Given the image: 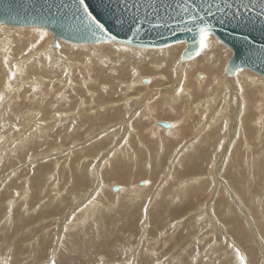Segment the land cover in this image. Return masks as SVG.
<instances>
[{
	"label": "rangeland",
	"instance_id": "rangeland-1",
	"mask_svg": "<svg viewBox=\"0 0 264 264\" xmlns=\"http://www.w3.org/2000/svg\"><path fill=\"white\" fill-rule=\"evenodd\" d=\"M53 39L0 24V264H264V77L237 71L247 118L220 87L233 52L212 33L190 59L198 89L206 65L222 70L206 95L188 94L181 63L127 91L184 42L126 60L125 44Z\"/></svg>",
	"mask_w": 264,
	"mask_h": 264
},
{
	"label": "water",
	"instance_id": "water-1",
	"mask_svg": "<svg viewBox=\"0 0 264 264\" xmlns=\"http://www.w3.org/2000/svg\"><path fill=\"white\" fill-rule=\"evenodd\" d=\"M85 2L104 30L88 18L79 0H0V24L42 27L53 33L54 45L63 39L74 44L111 41L153 49L184 41L183 55L192 57L199 50L190 22L196 15V24L207 23L210 33L232 50L229 73L247 69L264 77V0ZM189 27L193 32L187 31ZM158 124L166 129L171 126L169 122Z\"/></svg>",
	"mask_w": 264,
	"mask_h": 264
},
{
	"label": "bare ground",
	"instance_id": "bare-ground-1",
	"mask_svg": "<svg viewBox=\"0 0 264 264\" xmlns=\"http://www.w3.org/2000/svg\"><path fill=\"white\" fill-rule=\"evenodd\" d=\"M23 30H25V29H20V31H23ZM36 32L37 33H41V35L43 36L44 35V31H43V29H41V28H38L37 30H36ZM57 42H58V39H57ZM181 42H184V41H181ZM185 43V42H184ZM177 44H179V43H176V44H171L170 46H163V47H161L162 49H165L166 47H170V48H172V49H174L175 47H177L178 45ZM186 44V43H185ZM54 44H53V40H52V42H51V44H50V47L51 48H53V50H58L61 46H59L60 44H59V42H58V46H53ZM101 45V44H100ZM181 45V48H182V44H180ZM103 47V49L106 47L105 45H102ZM161 48H159V49H161ZM108 49V48H107ZM121 54L126 58V60H128L127 58L129 57L128 56V52H133L134 51V53L136 54V55H139V56H142V55H144V54H146V53H148L147 55H144V56H150V52H148L147 50H145V49H142V50H134L133 48H131V47H129V46H121ZM168 49V48H167ZM52 50V49H51ZM124 50H125V52H124ZM129 50H132V51H129ZM185 49H183L181 52H176L175 54L174 53H172V52H170L171 50H164V52H162V53H165V52H167V55H165L164 56V58H166L165 59V61H167L166 63H163V65H166L165 66V68L163 69V73H160L159 74V76H158V81H156V82H153L152 81V78L153 79H155L154 77H148V76H143V75H141V76H139L138 77V79H137V82H133V83H127V91H130V90H132V88L134 87V85L137 83H140V85H142L143 87H147V89H150V88H148V87H150L151 86V88H152V85H154V86H158V85H163V82H165V81H163L164 79H165V76H169V75H173V73H171V74H166L167 72H165L166 71V69H171V68H174V66H176V65H179L180 63V65H179V67H181V75H182V77H183V82H184V85L186 86V87H190V89H191V92H189L188 94H190V95H192L191 93H193V94H195V95H197V94H199L200 93V95H206L207 93H209L210 92V90H211V88L212 87H214V85L216 84V82H218V81H220L219 79H221V74H222V70L220 71V67H218V66H215V67H211V66H208V65H206V69H205V71H206V75L204 74V73H200V74H198V75H200V77H202V79H201V81L203 82V88L202 89H198V88H196V86H195V83H194V81H193V72H194V70H195V68H199V67H201L202 66V63H199V64H195V63H198V62H200V61H204L205 59H206V52L205 51H202V52H200V50H198V52H199V55H198V60L197 61H192V60H190L192 57H185L184 55H183V51H184ZM62 51V50H61ZM108 51V50H107ZM109 51H110V49H109ZM64 52V51H63ZM105 52V51H104ZM110 52H112V50L110 51ZM110 52H109V54H110ZM55 53V52H54ZM61 53V52H60ZM141 53H143V54H141ZM161 53V54H162ZM169 53H172V54H170L169 55ZM56 54V53H55ZM104 54V53H103ZM113 54V53H112ZM106 55V54H105ZM56 57V56H55ZM58 57V56H57ZM156 57H158V58H161V55H159L158 53H157V55H156ZM174 57V58H173ZM179 58V59H178ZM213 59H214V57H213ZM62 60V59H61ZM74 63V62H73ZM75 64V63H74ZM190 65H192L193 67H195L194 69L192 68H190L191 66ZM143 67H145L146 68V70H147V72H152L151 71V69L148 67V66H143ZM153 67L154 68H156V69H160L161 67H163L161 64H159V65H153ZM178 67V66H177ZM176 68V67H175ZM174 68V69H175ZM220 68V69H219ZM177 69H179V68H177ZM168 71V70H167ZM171 71H174V70H171ZM170 71V72H171ZM238 71V70H237ZM235 72V74L234 73H231V74H229V72L227 71L223 76L226 78V81H222V83H221V85H220V87H229L232 91H233V95H235V97H237L236 98V104H235V107H234V111L236 112V111H238L243 105H245L246 107H245V111H246V117L248 118V113H247V110H249V107H250V103H251V100H252V93H251V91H250V89H248L246 86H245V84H244V82L242 81V80H240L239 78H243L244 79V77H242V75L241 74H239L238 72ZM164 73H165V75H164ZM175 73V72H174ZM210 73V74H209ZM221 73V74H220ZM178 74H179V72H178ZM124 75V77L126 76V70H122L121 72H120V76H123ZM171 75V76H172ZM175 76V75H174ZM169 78H172V77H169ZM168 78V79H169ZM175 78V77H174ZM223 78V77H222ZM246 78H247V76H246ZM157 79V78H156ZM110 80V82L111 83H114L115 81V78L113 77V78H111V79H109ZM170 80V79H169ZM222 80V79H221ZM145 81V82H148V84L146 85V84H142L143 82ZM180 81V80H179ZM169 82V81H168ZM175 82V81H174ZM172 83H173V81H172ZM219 83V82H218ZM177 84H179V83H177ZM219 85V84H218ZM171 86V85H170ZM181 86V85H180ZM139 87V86H138ZM137 87V88H138ZM179 87V86H178ZM194 87H195V89H194ZM220 87H218V88H220ZM141 88V87H140ZM156 91L157 90H159V91H157L156 93H159V92H161V88H155V87H153ZM181 88V87H180ZM197 89V90H196ZM170 90H172V92H174V90L173 89H170ZM222 91H224V88H222L220 91H218V95H220L221 93H222ZM143 92H145V91H143ZM186 92V91H185ZM226 92V91H225ZM155 93V94H156ZM182 93H184V92H182ZM144 94V93H143ZM142 95V94H141ZM150 95V94H149ZM242 95H244V96H242ZM246 96V97H245ZM155 97V96H154ZM146 97L144 96V99H145ZM194 98V97H193ZM138 99H140V98H138ZM142 99H143V95H142ZM141 100V99H140ZM117 109H115L114 110V112L116 111ZM122 109H120V111H121ZM119 111V112H120ZM115 114V113H114ZM123 114V111H121L119 114L117 113L116 115H118V116H121ZM155 122H157V125H158V122H165V121H163V120H155ZM171 126H170V128H171V130H169V131H174L176 128H175V124H176V122H172L171 121ZM158 127H159V125H158ZM130 128V127H129ZM160 128V127H159ZM192 163V162H191ZM118 166H120V167H124V166H121V165H119L118 164ZM159 167L160 166H156L155 168H154V175L153 176H155L157 173H158V169H159ZM144 168V167H143ZM157 176H158V174H157ZM120 177V176H119ZM140 182V181H139ZM206 182V181H205ZM138 184V183H137ZM148 185V184H147ZM204 185V184H203ZM117 188V190H119L120 188V191L122 190V187H116ZM146 188V187H145ZM205 188H204V186L202 187V189H201V192H204L205 190H204ZM198 190V189H197ZM217 190V189H216ZM200 192V191H199ZM205 192H207V191H205ZM216 191L214 190V193H215ZM212 193V192H211ZM213 193V194H214ZM195 194V193H194ZM212 194V195H213ZM197 197V196H196ZM199 197V196H198ZM201 198V197H200ZM195 202V201H194ZM200 202V201H199ZM198 203V202H197ZM207 204V203H206ZM193 208V207H192ZM179 209V208H178ZM202 209V208H201ZM209 209V208H208ZM168 210V209H167ZM205 210V209H204ZM202 211V210H201ZM181 212V211H180ZM201 214V213H200ZM157 215H161V214H157ZM193 216V215H192ZM195 216V215H194ZM158 217V216H157ZM159 218V217H158ZM194 218V217H193ZM154 220V219H153ZM194 221V220H193ZM228 221H232V220H230L229 218H228ZM245 241V240H244ZM248 243V242H247ZM246 243V244H247ZM248 246V245H247ZM249 247V246H248ZM250 249L252 248V247H249ZM31 254V253H30ZM43 254V253H42ZM32 255V254H31ZM250 256V255H249ZM33 257V256H32Z\"/></svg>",
	"mask_w": 264,
	"mask_h": 264
},
{
	"label": "snow or ice",
	"instance_id": "snow-or-ice-1",
	"mask_svg": "<svg viewBox=\"0 0 264 264\" xmlns=\"http://www.w3.org/2000/svg\"><path fill=\"white\" fill-rule=\"evenodd\" d=\"M79 3L81 6L84 8V12L87 14L88 18L97 25L98 28L101 30H104V25L102 23H99L97 18L89 11L88 6L86 5L85 0H79ZM187 11V9H185ZM196 15H193L190 17V22L195 26V36L194 40L197 41L198 43V48L200 52L204 51L208 47V40L210 36V26L207 23H201V24H196ZM201 20L203 18L201 17ZM189 32H193V28L189 27L187 29ZM199 54V52L197 53Z\"/></svg>",
	"mask_w": 264,
	"mask_h": 264
}]
</instances>
